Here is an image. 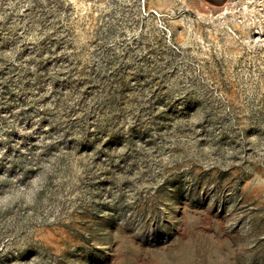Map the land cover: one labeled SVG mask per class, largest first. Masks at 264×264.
Returning a JSON list of instances; mask_svg holds the SVG:
<instances>
[{
	"label": "rangeland",
	"instance_id": "obj_1",
	"mask_svg": "<svg viewBox=\"0 0 264 264\" xmlns=\"http://www.w3.org/2000/svg\"><path fill=\"white\" fill-rule=\"evenodd\" d=\"M0 264H264V0H0Z\"/></svg>",
	"mask_w": 264,
	"mask_h": 264
}]
</instances>
